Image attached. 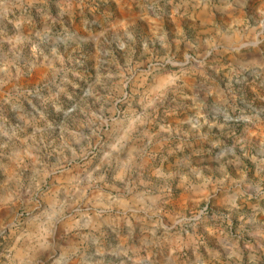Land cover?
Returning <instances> with one entry per match:
<instances>
[{
  "label": "rangeland",
  "instance_id": "obj_1",
  "mask_svg": "<svg viewBox=\"0 0 264 264\" xmlns=\"http://www.w3.org/2000/svg\"><path fill=\"white\" fill-rule=\"evenodd\" d=\"M199 1L0 0V264H264V67L213 48L264 19Z\"/></svg>",
  "mask_w": 264,
  "mask_h": 264
},
{
  "label": "crops",
  "instance_id": "obj_2",
  "mask_svg": "<svg viewBox=\"0 0 264 264\" xmlns=\"http://www.w3.org/2000/svg\"><path fill=\"white\" fill-rule=\"evenodd\" d=\"M199 2L201 4V0ZM244 2L252 3L257 7L255 11H257L256 13L262 22L264 19V0H244ZM222 16L228 22L224 28L219 29V33L224 40L223 43L215 44L213 48L226 52L227 58L230 57L228 59L233 63H238L239 61L244 66L264 67V25L249 32L247 27L250 24L252 16L246 18V26L241 30L234 26L236 25V21L233 15L226 13ZM215 124L217 125V121H215ZM18 262L19 264H23L24 259L22 257L20 259L14 255L9 260V264H17Z\"/></svg>",
  "mask_w": 264,
  "mask_h": 264
}]
</instances>
